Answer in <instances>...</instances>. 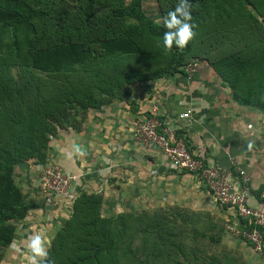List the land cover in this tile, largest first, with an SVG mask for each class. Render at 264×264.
Here are the masks:
<instances>
[{
	"label": "trees",
	"instance_id": "obj_1",
	"mask_svg": "<svg viewBox=\"0 0 264 264\" xmlns=\"http://www.w3.org/2000/svg\"><path fill=\"white\" fill-rule=\"evenodd\" d=\"M260 1L262 4L257 11L264 18V0ZM247 2L252 5V0ZM161 3L164 17L168 11L178 6V0H161ZM189 3L192 5L195 36L184 49H178L173 45L172 49L168 50L162 71L154 75L151 73L142 76V73L152 72L150 67L147 68L149 64L146 62L147 69L135 74L134 77L127 67L120 66L121 59L118 57L120 55L147 57L146 44L150 40H162L164 32L167 31L164 27V18L159 24L144 13L142 0H0V30L8 29L11 32V45L15 54L19 56L18 32L22 29H32L33 33L34 31L37 33L30 38L33 47L27 51L29 55L26 65L44 71H58L62 67V74H57L62 81L58 95L41 102L36 101L27 107L20 103L18 109L12 102L14 133L10 139L0 144V236L4 246L10 241L13 231L9 221L26 213V209L24 212V207L21 206L13 166L33 157H40L43 160V151L48 146L46 145L48 133H55L58 127H78L74 121L69 122L70 116L73 118L77 112L86 114L90 110L100 109L112 98L118 97L124 86L161 76L171 77L176 73L185 74V65L193 61L189 58L194 56L197 49H201L200 45L205 38L201 28L210 22V18L214 17L216 20L220 18L219 20L227 24L232 20H238V27L240 25L253 27L251 22L254 18L253 13L242 0H189ZM125 19H131L133 22L123 27L119 23ZM47 29L55 35L54 39L45 38ZM223 36L221 34L220 37ZM185 56L189 58L184 59ZM152 57L149 55L145 61ZM263 59L264 56L259 50L249 54L245 49L239 48L236 53L221 54L207 60L222 82L230 87L232 95L243 105L252 107L256 104L261 106L259 101L264 99L263 90L260 95L257 91L261 84L264 89V83L255 82L254 89L253 85L247 87L241 81L245 80L250 70H255L253 74L257 75L253 79H261L264 76ZM101 63L105 64L104 66L109 64L110 67L116 65L118 69L115 72L97 73L99 69L96 68ZM75 64H81L85 66L84 68H89L88 70L92 69L90 68L92 66L96 67L92 69L93 75L89 79H77L73 78L77 75L74 71L78 70ZM250 64H254L255 69H251ZM96 73L104 79L108 87L96 84ZM2 80L4 74L0 72V82ZM98 85L100 87H96ZM177 134L184 137L181 130H177ZM41 139L45 141L41 142ZM184 141L188 147L185 137ZM263 188L264 184L252 190V193L259 198ZM92 197L94 198L89 194L85 199ZM87 201L82 200L78 203L79 207L81 205L84 208ZM74 207H77V203L73 204ZM178 210L182 211V209ZM81 214L83 212L79 209L75 215L85 220L86 215ZM101 228L102 226L99 229ZM87 230L89 228H84L83 232ZM112 230L111 227L104 226L100 232L101 236L105 239L113 237ZM62 231L53 241L54 249H51L53 252L49 249V258H53L55 264H67L61 258L65 247L64 237H73L74 245L66 247L71 249L68 264H101L103 256L98 254L97 249L96 251L93 249L91 255H84L86 253L80 248L84 241L79 240L77 229L69 231L64 228ZM199 231L201 237L205 238V231L200 228ZM79 236L82 237L80 234ZM201 259L200 264H217L213 253L207 254L206 257L203 255Z\"/></svg>",
	"mask_w": 264,
	"mask_h": 264
},
{
	"label": "rangeland",
	"instance_id": "obj_2",
	"mask_svg": "<svg viewBox=\"0 0 264 264\" xmlns=\"http://www.w3.org/2000/svg\"><path fill=\"white\" fill-rule=\"evenodd\" d=\"M242 1L253 13L254 18L251 19L253 27H243L241 25L238 27V20H232L227 24L219 20L220 18L217 20L214 17V19L210 18V22L201 28L205 35L204 42L200 45L201 49H197L193 57L185 56L184 58L187 59L188 57L189 60L193 59L197 62L195 70L189 75V70L184 67L185 74L176 73L171 77L190 79L196 75L203 74L202 76L221 80L213 68L209 66L207 59L221 54L236 53L239 48L245 49L249 54L259 50L264 56V18L257 11L262 3L260 0H252L251 5L247 0ZM142 8L144 13L155 22L159 24L163 22L161 0H142ZM132 22L131 19H125L119 24L126 27L129 25L128 23ZM252 29L253 31H251ZM32 31V29H22L18 32L19 56H17L12 49L11 32L8 29L0 30V72L4 74V80L0 82V144L10 139L14 133L12 102L15 103L17 109L20 103L27 107L36 101L41 102L58 95L59 88L62 86V81L57 77V74H62V67L58 71H44L26 65L29 55L27 51L33 47V41L31 42L30 38L34 33H37V31H34V33ZM221 34L224 36L220 37ZM45 38L54 39L55 35L47 29ZM146 45L147 57L122 55L118 57L121 59L119 62L120 66L127 67L129 72L132 73L131 76L135 77V74L141 73L149 67L152 72L142 73V76L151 73L154 75L164 69L168 50L164 48L162 40H150ZM149 55L153 57L145 61ZM262 61L264 62V59ZM146 62L149 64L147 68H145L147 66ZM256 62L253 63L256 64ZM254 64H250L251 69H255ZM104 65L103 63L99 64V67L96 68L99 69L97 73L115 72L118 69L116 65L113 67L108 66L109 64L107 66ZM84 67L81 64H75V68H78V70L74 71L77 75L73 78L89 79L93 75L92 69L96 66L90 67L92 68L90 70ZM253 71L255 70H250L245 80L241 81V83L243 82L242 84L247 87L253 85L255 89V82L264 83V76L259 80L257 78L253 79V77L257 76L253 74ZM97 73L95 75L96 84L101 85V87H108V84ZM165 78H169V76H161L124 86L123 90H120V97L123 96V99L127 102V98L134 97L133 94L136 93V95H139L137 98L140 97V99L146 96L150 97V99H160L161 91L167 88V85L165 86L162 82V85H160L157 82L160 81L159 79L164 80ZM99 85L96 87H100ZM258 89V95H260L262 90L264 95L262 84L261 86L259 85ZM138 91L139 94L137 93ZM149 93L151 94L149 95ZM118 98L116 97L115 100H118ZM259 103L261 106L256 104L252 108L260 111L261 116H263L264 99L260 100ZM84 116L86 115L77 112L73 118L70 116L69 122L74 121L76 125H80L82 121L80 123L79 121ZM259 118L257 124L261 122L262 118ZM61 129L66 128L58 127L55 133H48L46 144L48 146L43 151V160L40 157H33L13 166V175L16 186L19 189L21 206L24 207V212L26 209V213L24 216H18L11 221L8 220L13 226V231L10 241L5 246L0 236V264H30L29 238L37 234V231L39 233L41 229H44L48 235V238L47 236L46 238L50 252H53L51 251L52 248L54 249L53 241L58 238L59 232L61 234L64 228L69 231L77 229L79 240L84 241L80 247L86 253L84 255H89L93 249L95 251L97 249L99 251L98 254L103 256L101 264H200L201 256L204 255L206 257L210 253V248L206 246L208 244L207 240L201 237L200 225L196 218L173 203H167V201H161L154 197L153 200L149 198L143 204L139 203L141 202L140 199L136 200V198H133L135 194L129 198H120L118 195L116 197V191L108 192L106 189L104 190L101 187L102 183L98 184V187L85 185L84 182L77 185L78 178L74 173L71 174L74 175L75 179L68 189L67 197H65V202H68V209L64 210L65 212H62L60 202L57 201L59 197L47 200L42 194L40 195L37 189V182L33 185L28 175L31 172L37 175L40 166L47 161L58 163L54 147L57 145L56 136L61 134ZM44 141L41 139V142ZM63 169L66 170L65 168ZM112 187L113 185L109 188ZM23 188L26 189L24 192ZM134 192L136 193V191ZM83 193L86 195L82 196ZM28 194L33 196V203L27 197ZM89 194L93 195L94 198L85 199ZM138 197L141 198L140 196ZM82 200H88L84 208L81 205L79 207L78 204ZM74 203H77V207L73 208ZM30 204H34L35 207L38 206L39 209L46 207L45 209H48V211L44 214L40 213L39 217L37 214H30L33 218H28L29 210L27 208ZM79 209L83 212L81 215H86L85 220H81L75 215ZM178 209H182V211L179 212ZM92 226L95 230H93ZM101 226L102 228L99 229ZM104 226L113 229L111 231L113 237L105 239L101 236L100 232ZM84 228H89V230L83 232ZM163 228L165 229L163 230ZM22 232L25 235L24 239L20 240L19 238L23 237ZM63 241V246L65 247L61 258L68 264L70 263L68 261L71 257V249H66V247L74 245L73 237H64ZM88 250H90L89 253Z\"/></svg>",
	"mask_w": 264,
	"mask_h": 264
},
{
	"label": "crops",
	"instance_id": "obj_3",
	"mask_svg": "<svg viewBox=\"0 0 264 264\" xmlns=\"http://www.w3.org/2000/svg\"><path fill=\"white\" fill-rule=\"evenodd\" d=\"M202 75L190 79H159L157 83L167 85L160 99L148 96L140 99L134 92V97H128L127 102L119 95L118 100L115 97L100 109L88 111L78 127L61 129V134L56 136L55 156L58 164L77 175V185L84 182L98 187L102 183L104 190L116 191V197L129 198L135 194L133 198L143 204L155 197L193 215L205 231L206 246L213 252L217 264H261L250 245L226 229L227 225L235 224L229 207L218 204L191 173L169 168L157 146H143L131 136L133 121L146 113L150 102L155 100L164 122L182 131L188 148L204 164L229 169L235 184L236 169L242 167L250 175L252 190L263 185L264 115L243 105L219 78ZM188 109L189 116L180 118L179 114ZM258 118L262 124H257ZM31 173L28 178L35 185L37 175ZM68 193L56 197L62 212L68 209L65 202ZM27 197L33 203V196ZM257 199L253 193L252 204ZM45 208L30 204L27 209L29 215L39 217L48 211ZM29 215L28 218H33ZM39 234L48 238L44 229ZM24 235L22 232L23 237L19 239H24Z\"/></svg>",
	"mask_w": 264,
	"mask_h": 264
},
{
	"label": "built area",
	"instance_id": "obj_4",
	"mask_svg": "<svg viewBox=\"0 0 264 264\" xmlns=\"http://www.w3.org/2000/svg\"><path fill=\"white\" fill-rule=\"evenodd\" d=\"M195 66V60L185 65L189 75L195 70ZM189 113L188 109L180 113L179 117L187 118ZM177 130V127L161 119L158 105L153 100L147 112L133 121L131 136L143 146H157L169 168L191 173L207 188L217 203L229 207L235 224L227 225L226 229L244 239L258 255L261 264H264V189L252 204L251 178L245 169H236L235 184L229 175V169L204 164L188 149L184 137L178 135ZM74 179V175L52 161L43 163L37 171L39 193L47 200L68 193Z\"/></svg>",
	"mask_w": 264,
	"mask_h": 264
},
{
	"label": "clouds",
	"instance_id": "obj_5",
	"mask_svg": "<svg viewBox=\"0 0 264 264\" xmlns=\"http://www.w3.org/2000/svg\"><path fill=\"white\" fill-rule=\"evenodd\" d=\"M191 8L189 0H178V6L168 11L164 17V27L167 31L163 34L162 44L166 50H171L173 45L178 49H184L195 36ZM28 249L30 264H55V260L49 258L46 238L39 233L29 238Z\"/></svg>",
	"mask_w": 264,
	"mask_h": 264
}]
</instances>
